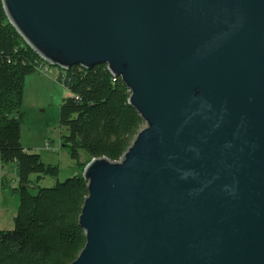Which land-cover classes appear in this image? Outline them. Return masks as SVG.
<instances>
[{"label":"water","instance_id":"1","mask_svg":"<svg viewBox=\"0 0 264 264\" xmlns=\"http://www.w3.org/2000/svg\"><path fill=\"white\" fill-rule=\"evenodd\" d=\"M2 5L47 65H106L145 123L85 166L71 264H264V0Z\"/></svg>","mask_w":264,"mask_h":264},{"label":"trees","instance_id":"2","mask_svg":"<svg viewBox=\"0 0 264 264\" xmlns=\"http://www.w3.org/2000/svg\"><path fill=\"white\" fill-rule=\"evenodd\" d=\"M47 67L9 23L0 0V163L15 164L20 204L13 230H0V264H71L86 244L79 225L88 182L85 166L96 158L119 161L145 126L129 104L130 91L106 65L60 70L70 96L60 106L62 147L78 169L59 181L60 167L22 144L25 82ZM63 131L65 133H63ZM89 158L81 162V152ZM56 179L52 187L41 184Z\"/></svg>","mask_w":264,"mask_h":264},{"label":"rangeland","instance_id":"3","mask_svg":"<svg viewBox=\"0 0 264 264\" xmlns=\"http://www.w3.org/2000/svg\"><path fill=\"white\" fill-rule=\"evenodd\" d=\"M49 73H36L27 77L25 82V96L23 105L24 121L22 124V144L36 154L41 155L45 163L60 167L59 181L63 182L74 177L78 171L76 162L73 161L66 148L62 147L60 128V106L65 98L70 96L69 91L58 81L60 69L50 66ZM63 133H65L63 131ZM54 144V146H53ZM85 151L81 152V162L88 160ZM6 165L0 173L5 174L8 183L7 188L13 195L12 189L18 186L16 166ZM15 165V164H14ZM57 180L46 178L42 182L43 187H52ZM1 190V189H0ZM10 196H0V230H13L15 217L19 205L12 207ZM6 228V229H5Z\"/></svg>","mask_w":264,"mask_h":264},{"label":"crops","instance_id":"4","mask_svg":"<svg viewBox=\"0 0 264 264\" xmlns=\"http://www.w3.org/2000/svg\"><path fill=\"white\" fill-rule=\"evenodd\" d=\"M49 71H50V69H47V70H45V71H39L38 73H49ZM60 74V73H59ZM21 136H22V128H21ZM24 146V145H23ZM53 146H54V144H53ZM25 147V146H24ZM26 148V147H25ZM27 149H30V148H27ZM1 164V163H0ZM1 166H2V170H5V168H7V166L6 165H2L1 164ZM13 166H16V165H12V167ZM4 173V172H3ZM3 173H0V196H3L4 194H6L8 197L10 196V204H11V206L12 207H17V205H19L20 204V202H19V199H18V197H17V195L16 194H14L13 193V195L10 193V191L7 189V188H5L6 187V185H7V183H8V179H7V177L6 176H4L5 174H3ZM77 174V173H76ZM15 187H17V186H14V187H12V189H14ZM0 229H4V228H0ZM6 229V228H5Z\"/></svg>","mask_w":264,"mask_h":264},{"label":"built area","instance_id":"5","mask_svg":"<svg viewBox=\"0 0 264 264\" xmlns=\"http://www.w3.org/2000/svg\"><path fill=\"white\" fill-rule=\"evenodd\" d=\"M44 63V62H43ZM44 64H46V63H44ZM47 65V64H46ZM50 68V66L48 65L47 67H40L39 68V71H45V70H47V69H49Z\"/></svg>","mask_w":264,"mask_h":264}]
</instances>
